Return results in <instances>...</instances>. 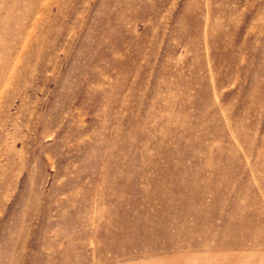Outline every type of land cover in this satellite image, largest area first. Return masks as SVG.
Wrapping results in <instances>:
<instances>
[{
	"label": "rangeland",
	"instance_id": "rangeland-1",
	"mask_svg": "<svg viewBox=\"0 0 264 264\" xmlns=\"http://www.w3.org/2000/svg\"><path fill=\"white\" fill-rule=\"evenodd\" d=\"M0 264H264V0H0Z\"/></svg>",
	"mask_w": 264,
	"mask_h": 264
}]
</instances>
